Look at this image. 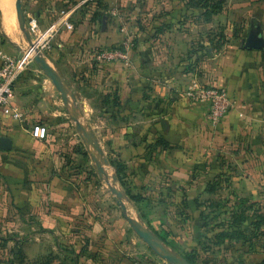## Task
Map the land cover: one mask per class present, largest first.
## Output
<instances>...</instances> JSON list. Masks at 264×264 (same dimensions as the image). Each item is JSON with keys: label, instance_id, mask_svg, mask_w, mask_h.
I'll return each mask as SVG.
<instances>
[{"label": "rangeland", "instance_id": "1", "mask_svg": "<svg viewBox=\"0 0 264 264\" xmlns=\"http://www.w3.org/2000/svg\"><path fill=\"white\" fill-rule=\"evenodd\" d=\"M79 1L22 0L25 26L35 17L47 28L61 9ZM14 3L4 6L0 0V46L9 49L0 51L26 59L23 73L44 87L50 121L43 125L47 139L29 137L12 156L0 158V264H170L134 232L110 186L123 194L128 216L179 257L193 255L197 264H264V50L260 59L245 60L258 74L250 75L251 88L242 89L244 116L233 119L235 130L228 134L219 126L208 129L204 141L193 140V163L181 174L170 162L162 164L159 151L170 147L155 132L147 141L130 142L136 155L124 151L121 102L117 91L104 85L108 64L93 61L128 38L130 54L148 55L152 69L155 57H167L166 69L174 72L181 95L194 82L216 86L205 76L238 62L234 55L244 50L251 24H259L264 37V0H97L75 9L71 17L79 22L89 15L91 37L103 41L84 51L89 66L73 79L92 87L91 108L79 105L76 87L61 77L69 92L68 104L63 103L32 60L34 50L19 29ZM48 51L36 50L49 65ZM73 108L101 155L85 145ZM138 122L134 129L142 125ZM35 123L28 122L26 131ZM141 131L146 134L147 126ZM238 233L244 237L222 240V234Z\"/></svg>", "mask_w": 264, "mask_h": 264}, {"label": "crops", "instance_id": "2", "mask_svg": "<svg viewBox=\"0 0 264 264\" xmlns=\"http://www.w3.org/2000/svg\"><path fill=\"white\" fill-rule=\"evenodd\" d=\"M46 11L52 12L51 9ZM88 16H84L79 22L74 16L70 17L74 29L67 31L60 28L55 33L51 39L54 48L50 47L51 53L48 51L50 55L48 62L49 66L62 78L69 79L71 81L69 84L76 87L73 93H75L79 105L91 108L92 87L89 86V83L82 85L78 79L73 80L82 76L81 74L85 73L89 66L87 55L84 57V51L88 53L94 44L98 45L103 42L95 34V37H91L93 25L89 22ZM38 22L40 25V19ZM40 27L43 28L41 25ZM13 49L19 51L17 48ZM0 50L9 49L6 46H0ZM2 51L0 53H3ZM260 52L242 50L241 53H235L234 57L237 56L238 62L226 66L229 68L228 71L225 68V71L220 72L219 75L216 72L214 75L205 76L216 86L224 88L233 102L232 110L220 125L228 134H231L236 128L233 119L237 121V116H244V113H241L239 109V101L245 99H241V95H246L242 89L246 85L251 88V83H248L250 75L258 74V69L255 68L252 71V67L246 65L245 60L260 59L262 57ZM93 58V61L99 63L95 57ZM129 58L128 64L119 62L108 64L104 68L107 70L104 85L112 88V91H117L118 99L121 102L122 119L125 126L122 135L127 144L124 151L130 152L132 156L136 155V148L130 142L134 138L138 140V143L147 141L146 138L155 132L158 134V138L170 147L166 151H159L158 157L162 164L169 167L170 162V166L176 169V174L187 173L193 163L190 159L194 156V151L190 150V144L196 139L198 141L207 139L208 129H211L206 117V107L191 103L180 94L179 83L173 76L174 72L166 69L168 65L166 56L155 57L157 68L154 69L151 68L152 64L148 55L131 53ZM200 81L205 82L202 79ZM11 103L21 110L22 120L0 118V137L9 138L11 141V149L9 151L0 150V158L8 153L12 156L21 141L29 140L31 134L26 131L28 122L35 121V124L45 125L50 121V114L44 99V87H41L38 80L27 72L17 79ZM120 115L112 117V120L117 121ZM137 121H140L138 123L142 125L138 129H134L133 126ZM143 125L147 126L146 134L141 131Z\"/></svg>", "mask_w": 264, "mask_h": 264}, {"label": "built area", "instance_id": "3", "mask_svg": "<svg viewBox=\"0 0 264 264\" xmlns=\"http://www.w3.org/2000/svg\"><path fill=\"white\" fill-rule=\"evenodd\" d=\"M89 1L95 3L97 0H81L70 10L61 9L58 13L57 22L52 23L47 28H41L38 20L35 17H30L27 21L26 30L37 52H45L50 49L51 39L60 28L72 31L74 27L70 22L71 12ZM131 47V40L126 38L118 47L102 51L94 57L100 63L122 62L128 64ZM0 59V118L8 117L14 121H21L22 112L11 103V96L17 79L26 70L27 61L25 58L10 57L3 53H0ZM183 96L191 103L206 107V117L211 129H216L221 125L233 106V102L226 91L210 84L201 85L194 82L183 90ZM30 134L33 139L43 141L48 137V130L41 124H35Z\"/></svg>", "mask_w": 264, "mask_h": 264}, {"label": "water", "instance_id": "4", "mask_svg": "<svg viewBox=\"0 0 264 264\" xmlns=\"http://www.w3.org/2000/svg\"><path fill=\"white\" fill-rule=\"evenodd\" d=\"M15 7V14L18 20L19 29L24 35L28 47L32 46V40L27 33L26 26H25V17L22 10V0H15L14 3ZM18 50L20 49L18 46H15ZM244 50L248 51H261L264 50V37L262 35V30L259 24H251L248 36L245 40ZM33 62L38 66V68L42 71V73L51 81L54 88L57 92L61 95V99L65 105L68 104V96L69 92L66 88V85L61 78V76L48 65L46 60L40 55L35 54L32 58ZM75 109L73 108V114L71 115L72 120L75 123L76 129L80 132L81 136L83 137V141L87 147L91 146L98 154H102V151L98 145V142L92 136V134L88 133L86 129L81 125L77 116L75 115ZM11 149V141L9 138L0 137V150L1 151H9ZM92 158L95 161V165L97 171L100 175L103 173L102 166L100 165L99 161L96 159L94 154H91ZM110 192L114 196V200L121 208L122 212L124 213L125 218L127 219L128 223L133 228L134 232L151 248L161 259L167 261L170 264H190L186 259L179 257L178 255L170 252L160 241L159 238L154 236L152 232L148 229L144 228L137 220L133 219L132 217L128 216L127 208L123 201V194L116 188L110 186Z\"/></svg>", "mask_w": 264, "mask_h": 264}, {"label": "trees", "instance_id": "5", "mask_svg": "<svg viewBox=\"0 0 264 264\" xmlns=\"http://www.w3.org/2000/svg\"><path fill=\"white\" fill-rule=\"evenodd\" d=\"M98 4V3H97ZM95 5V4H94ZM207 4H205V6H206ZM210 7V9H213L212 11L213 12H218L219 11V7L217 8V7H215V6H213V5H208L206 8H209ZM130 198L131 199H133V200H135V199H138V198H134V197H132V196H130ZM221 237H222V240L224 239V238H231V239H235V238H243L244 237V235L242 234V233H238V235L235 237V236H233L232 234H222L221 235ZM190 264H197V259H196V257H194L193 255L192 256H186V258H185ZM201 263H202V261H201ZM203 264V263H202Z\"/></svg>", "mask_w": 264, "mask_h": 264}, {"label": "bare ground", "instance_id": "6", "mask_svg": "<svg viewBox=\"0 0 264 264\" xmlns=\"http://www.w3.org/2000/svg\"><path fill=\"white\" fill-rule=\"evenodd\" d=\"M2 4L4 6L8 5V3L10 2V0H1ZM6 28L7 30L11 31L12 27H11V23H7L6 24ZM11 33V32H10ZM30 49L34 50L33 53H32V58L35 54H37L36 50L33 48V45L31 47H29Z\"/></svg>", "mask_w": 264, "mask_h": 264}]
</instances>
